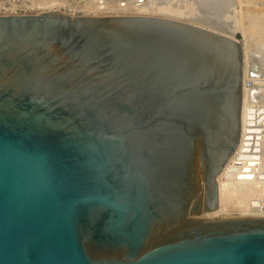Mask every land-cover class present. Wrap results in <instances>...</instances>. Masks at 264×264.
<instances>
[{"label":"water","instance_id":"obj_1","mask_svg":"<svg viewBox=\"0 0 264 264\" xmlns=\"http://www.w3.org/2000/svg\"><path fill=\"white\" fill-rule=\"evenodd\" d=\"M240 40L186 20L0 15V264H264L218 203Z\"/></svg>","mask_w":264,"mask_h":264},{"label":"bare ground","instance_id":"obj_2","mask_svg":"<svg viewBox=\"0 0 264 264\" xmlns=\"http://www.w3.org/2000/svg\"><path fill=\"white\" fill-rule=\"evenodd\" d=\"M237 1L239 3H236ZM247 1H251L248 4H253L255 6L260 7L261 12L257 13L255 15V17L258 18L257 19V23L259 24V22H258L259 19H260V22L264 21V8H262V7H264V3H259L260 0H247ZM37 2H38V4L35 7L38 8L40 6L39 9H41V8L45 9V7L49 8L48 6L51 7L52 4L57 2V1L56 0H43V1L38 0ZM58 2H57V4H58ZM242 2H243L242 0H150L149 2H146L145 5L141 4L140 6H136L135 8L131 9L132 10L131 14H134V12L145 13L143 15H150V14L154 13V14H157V15H159L161 17H167V18H172V17H176L177 18V17H179L178 19H180V20H182L180 17H183V19L189 17V20H191V21L193 20L194 23H197L199 25L200 24L201 25L202 24L205 25L204 20H203L204 17L205 18L208 17L207 20L211 21V19L209 20V18H214L213 15L216 14V17H215L216 19L214 18L215 23L218 24V25L219 24L222 25L223 23H225V25H226V24H229V23H226L229 18H230L229 20L233 19V21H231V23L234 22L235 21L234 19H236L237 17H239L237 19L240 20V16H238L239 12H238L237 16H236V12L238 10L239 11L241 10L240 7L242 6ZM35 4H36V1H35ZM55 4H54V6H55ZM93 4L95 5V3H93ZM93 4L91 3L90 6L91 5L93 6ZM93 7L98 9L97 6H93ZM58 8H59V6H58ZM95 8H93V9H95ZM102 8H104V7H102ZM209 8H211V10L213 9V11L214 10L216 11L214 14H213V12L210 13V14H213L212 15L213 17L209 16L210 14L208 13V11H207L208 16L206 15L207 17L204 16L205 14L203 15V13H206L205 10L209 9ZM100 10H102V12H104L103 9L100 8ZM95 11H93V12H95ZM99 11H97V12H99ZM115 12H117L119 14L118 10H115ZM140 13H138V14H140ZM221 13H222V16H224L223 18H225V20H227L226 22L224 20H222V21L220 20L219 21V19L222 18V17H218L217 18L218 15L221 16ZM240 13H241V11H240ZM186 15H188V16H186ZM233 16L234 17L236 16V18H233ZM255 17H254V20L256 19ZM208 21H206V22H208ZM255 21H253V22L251 21V22L254 23ZM235 23L236 22H234L233 25ZM257 23H255V24H257ZM210 24L213 27L214 23L212 24V21H211V23H209V25ZM218 25H216V26L218 27ZM250 25L253 26L252 24H250ZM230 26L231 25L229 24L228 27H230ZM251 26H248V27H251ZM239 27H240V25H239ZM256 27H258V26H256ZM233 28H234V26H233ZM243 28H242V30H243ZM253 28H255V27H253ZM260 28H264V26H262ZM211 29L217 30L218 32H222L224 34H228L229 36L234 38V36L229 34L230 32L226 33V32H223L221 30H218L216 28H211ZM255 29H253V30H255ZM244 31H245V28H244ZM247 33H246V35H247ZM259 33H261V34H259ZM259 33L256 32V34H259L258 35L259 37L264 36V31L261 30V32L259 31ZM242 34H244V33H242ZM246 35L244 34L243 35L244 36L243 40L242 41L240 40V42L242 44V48H243V67H242V72H243V76H242V92H243V96H242V103H241V116L242 117H243V113H244V109H245L244 107L246 106V104H248L247 101L248 102L249 101H251V102L257 101L259 103V100L262 99V95H264V88H262V87H264V78H254V80L258 83L257 87H259V88H255L256 87L255 84H254L255 85L254 89L251 90V88H250V90H251V91L249 90L250 92H248V89L245 88L246 75H247L248 71H250V70H248V68H249L248 65H247L248 64V61H247L248 59L246 57L247 56V54H246L247 52L246 51H248L249 49L246 50V48H247V45L249 47L250 42L252 44V39H250L251 41L247 40L246 38L248 37V35H247V37H246ZM248 41H250V42L248 43ZM252 50H254V49H251V51H249V52H252ZM253 52H255V50ZM253 52L250 53V54H252L251 56H253ZM248 55H249V53H248ZM257 55L259 56V54H257ZM254 58H255V56H254ZM255 59H257V58H255ZM259 59H258V63H259ZM249 61H250V67H251L252 66L251 65V61L252 60H249ZM254 61H256V60H254ZM254 61H253V63H255V65H256L257 63L254 62ZM257 66L260 67V65H257ZM257 68L255 67V69H257ZM260 68H262V67H260ZM259 70H262V69H259ZM251 71H250V73H248V75H252L251 73L254 74L255 72H256V75H257L258 69H257V71L256 70H254V71L251 70ZM260 72H259V74H260ZM262 72H264V71H262ZM262 74H264V73H262ZM256 75H254V76L256 77ZM260 76L258 75V77H260ZM262 102H264V99H262ZM232 156H233V152L230 153V155L228 156V159H230ZM228 159H227V161H228ZM226 164H227V162H225L223 165L225 166ZM224 166L221 168L220 172L216 175L217 192H218V203H217L216 207L213 208V209H209V210H203V207H202L201 210L199 211V214H192V217L214 218V217H237V216H256V217L257 216H264V214H259V213L257 214L255 212H250L248 210V208H247L248 207V203H249L248 201H249L250 198L255 197V196H264V184H262L260 182L235 183V182H232V181L223 180L221 178V173L223 171ZM235 208L237 209L235 211L236 213L233 212L234 211L233 209H235ZM232 214H235V215H232Z\"/></svg>","mask_w":264,"mask_h":264},{"label":"built area","instance_id":"obj_3","mask_svg":"<svg viewBox=\"0 0 264 264\" xmlns=\"http://www.w3.org/2000/svg\"><path fill=\"white\" fill-rule=\"evenodd\" d=\"M36 0H0V15L24 14L34 11ZM67 0H60L62 6ZM148 0H80L84 3H95L106 7L105 14H130L135 6ZM134 6V7H133ZM37 8V7H36ZM255 84L252 78H246L245 88ZM241 116L240 137L233 156L228 159L221 173L223 180L235 183L260 182L264 184V103H248ZM248 210L264 214V196H255L248 201Z\"/></svg>","mask_w":264,"mask_h":264},{"label":"rangeland","instance_id":"obj_4","mask_svg":"<svg viewBox=\"0 0 264 264\" xmlns=\"http://www.w3.org/2000/svg\"><path fill=\"white\" fill-rule=\"evenodd\" d=\"M38 0H36V4H35V2H34V7L35 6H37V4H38V2H37ZM41 1H43V0H41ZM57 2L58 1H60V0H56ZM80 0H67L65 3H64V5H63V7H64V9L62 8V6H60V5H58L57 4V2H55V3H53L52 4V6L50 7V6H48L49 8H46L45 7V9L44 8H41V9H39L40 8V6L38 7V8H36L35 7V9H34V11L33 12H31V13H41V12H44V10L45 11H48V10H59V11H63V12H66V13H68V14H71V15H76V14H92V15H105V10L104 9H106L105 7L104 8H102V6L100 7L99 5H94L92 2V4H93V6H97L98 7V9L97 8H95V7H93L92 5L90 6V4L91 3H89L88 5L86 4V3H84V2H79ZM150 0H148V1H146V2H149ZM243 2H242V6L240 7L241 8V13H240V11L238 10L237 12H236V16H237V14H238V12H239V14H238V16H240V20L239 19H237V18H239V17H237L236 18V16L234 17L233 16V18H236V19H234L235 21L234 22H236L234 25H233V23L234 22H232L231 23V21H233V19H231V20H229L228 19V21L227 20H225V18H223L224 16H222V13H221V16L220 15H218L217 16V18L218 17H222V18H220L219 19V21L221 20H224L226 23H229L231 26L230 27H228L229 26V24H226L225 25V23H221L222 25H218V24H216L215 23V21H214V18L216 17V14L215 15H213L216 11L214 10L213 11V9L211 10V8H209V9H206L205 10V12L206 13H203V15L204 16H208V13L210 14V13H212L213 12V14H210L209 16L211 17L212 15L214 16V18H209V20L211 19V21H212V24L214 23V25H213V27H212V25L210 26L209 25V23H211V21H208L207 20V18H203V20H204V23H205V25L204 24H200L201 26H207V27H209V28H216V29H218V30H221V31H223V32H226V33H229V34H231L232 36H234L235 38H237L238 40H243V35L245 34L246 35V33H247V35H248V37H247V35H246V39L247 40H250V39H252V44H251V40L250 41H248V43L250 42V45H249V47H248V45H247V48H246V50H248V51H246L247 53V61H248V67L250 68H248V70H256L257 71V69H258V71H257V75H256V72L253 74V73H251L252 75H248V73H250V71H248V73H247V75H246V78H252L253 80H254V78H264V74H262V73H264V72H262V71H264V36H262V37H259L258 35L259 34H261V33H259V31L261 32V30L262 31H264V28H260V27H262V26H264V21H261L260 22V19H259V24L257 23V19L258 18H256L255 17V15L257 14V13H260L261 12V10H260V7H258V6H255V5H253V4H248L249 2H251V1H247V0H242ZM146 2H144L142 5H145L146 4ZM246 2V3H245ZM59 3V2H58ZM236 3H239L238 1L236 2ZM253 3V2H252ZM259 3H264V0H260V2ZM54 4H55V6H54ZM86 4V5H85ZM58 6H59V8H58ZM89 7V8H88ZM91 7V8H90ZM101 9H103V11L104 12H102V10H100V8ZM136 7V6H135ZM134 7V8H135ZM93 8H95V9H93ZM239 8V9H240ZM243 8V9H242ZM262 8H264V7H262ZM96 10V11H95ZM100 10V11H99ZM211 10V11H210ZM93 11H95V12H93ZM97 11H99V12H97ZM207 11H208V13H207ZM113 12H115V11H113ZM133 13V12H132ZM138 13H140V12H134V14H138ZM115 14H118L117 12H115ZM130 14H131V12H130ZM143 14H145V13H140V15H143ZM241 14V15H240ZM150 15H154V16H159V15H157V14H150ZM186 16H188V15H186ZM212 16V17H213ZM256 18L255 20H254V17ZM173 19H178L179 17H172ZM182 20H186V21H189V22H191V23H194L193 22V20L191 21V20H189V17H187V18H184L183 19V17H180ZM216 19V18H215ZM253 19V20H252ZM208 21V22H206V21ZM218 20V19H217ZM253 22V21H255L254 23H252L251 21ZM214 21V22H213ZM223 21V22H224ZM241 22V23H240ZM250 22V23H249ZM207 23V24H206ZM255 23H257V24H255ZM262 23V24H261ZM194 24H197V23H194ZM250 24H252L253 26H251ZM197 25H199V24H197ZM216 25H218V27L216 26ZM239 25H240V27H239ZM233 26H234V28H233ZM237 26V27H236ZM248 26H251V27H248ZM256 26H258V27H256ZM232 27V28H231ZM245 28V31H244V28ZM248 27V28H247ZM253 27H255V28H253ZM242 28H243V30H242ZM241 29V30H240ZM248 31H247V30ZM253 29H255V30H253ZM261 29V30H260ZM259 30V31H258ZM244 31V32H243ZM246 32V33H245ZM256 32H258L259 34H256ZM242 33H244V34H242ZM250 36V37H249ZM251 49H254L255 50V52H253L254 50H252V52H253V56H251L252 54H250V53H252V52H249V51H251ZM248 53H249V55H248ZM257 54H259V56L256 55ZM251 56V57H250ZM254 56H255V58H257V59H255L254 58ZM253 58V59H252ZM260 58V59H259ZM258 59H259V63H258ZM249 60H252L251 61V67H250V61ZM254 60H256V61H254ZM253 61L254 62H256L257 64L255 65V63H253ZM262 63V64H261ZM257 65H260V67H262V68H260L259 66H257ZM262 65V66H261ZM254 66V67H253ZM255 67L257 68V69H255ZM253 68V69H252ZM259 69H262V70H259ZM262 73H261V72ZM252 72V71H251ZM259 72H260V74H259ZM262 74V75H261ZM254 75H256V77L254 76ZM258 75L260 76V77H258ZM255 81V80H254ZM255 85H256V87L255 88H259V87H257V85H258V83L255 81ZM255 85H253L252 87H250L251 88V90L252 89H254V86ZM250 88H247L248 89V92H250L251 90H250ZM261 88V87H260ZM262 88H264V87H262ZM250 90V91H249ZM262 99H264V95H262ZM262 99H260L259 100V103L257 102V101H253V102H251V101H247V103H253V104H260V103H264V102H262ZM261 101V102H260ZM234 210V211H233ZM232 211L234 212V213H236L235 211L237 210L236 208L235 209H233ZM231 215V214H230ZM232 215H235V214H232Z\"/></svg>","mask_w":264,"mask_h":264}]
</instances>
